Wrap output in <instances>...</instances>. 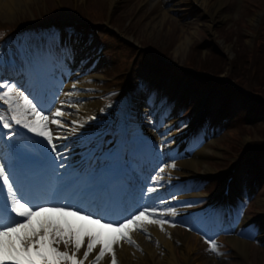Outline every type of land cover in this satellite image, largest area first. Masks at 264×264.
Wrapping results in <instances>:
<instances>
[{
	"label": "snow or ice",
	"instance_id": "1",
	"mask_svg": "<svg viewBox=\"0 0 264 264\" xmlns=\"http://www.w3.org/2000/svg\"><path fill=\"white\" fill-rule=\"evenodd\" d=\"M33 99L25 95L15 83L0 81V102L7 105L6 111L11 113L8 117L0 114V125L9 130L13 128L12 122L22 126L29 133L46 140L50 151L54 153L56 145L49 125L62 126L59 118L66 113L54 105L48 108L38 106V102L34 103ZM13 135L15 133L0 132V142L5 137L11 140ZM4 147L12 154L22 148L15 143H0V151ZM7 167L8 171L6 164L0 163V264H84L97 246L100 251L95 257V264H100L107 254H111V264H117L114 245L121 241L134 245L136 242L132 239V232L146 233L145 224H156L163 230L166 223L160 218L165 213L157 214L147 206L123 219L109 220L64 202L66 198L59 188H48L43 197L37 196L35 191L29 192L14 178L11 164ZM57 167L63 168L65 165L61 163ZM158 171L162 173L165 168L160 167ZM155 190L154 187H148L145 192ZM57 198H62V201L53 202ZM171 214L175 215V212ZM67 217H74L80 223L74 225ZM85 237L89 241L87 250L83 260H78L76 253L80 252ZM60 243L65 246L73 245L74 252L69 254L67 251H60L56 247ZM217 249L218 246L212 242L210 250L219 255Z\"/></svg>",
	"mask_w": 264,
	"mask_h": 264
},
{
	"label": "rangeland",
	"instance_id": "2",
	"mask_svg": "<svg viewBox=\"0 0 264 264\" xmlns=\"http://www.w3.org/2000/svg\"><path fill=\"white\" fill-rule=\"evenodd\" d=\"M140 0H122V3L120 5V7L117 10V14L115 15V17L112 20V24L118 29V26H123L124 24V28H126L127 24L130 25H135V21L141 20L142 16L145 14H147V12H150L152 9L154 11L155 14L157 15H161L162 10H166L168 11V16H167V23H166V29L168 30L167 36H166V40L163 41L160 46H164V45H169V41L171 40L173 42V47L172 49L176 46L177 42L180 41V36L181 37H186V36H190V32L196 33V38L195 40H207L210 43V39H211V34L207 31V29L205 28L206 25V21L201 17L200 14H198V17L200 18L198 25L195 27V29H191L190 27H192L194 25V23H197V12H192L193 15H191L190 9H191V5H190V0H176L175 2L178 3V6L176 7H172L171 5H174V1L171 2L172 0H166L164 1L165 4L162 3L161 0H157V1H153V5L156 4V6L153 8H151L150 11L148 10H144L142 11L141 6L140 5ZM148 0H141V3L147 2ZM49 5H53L54 3L57 2V0H50L48 1ZM84 2H86L88 5H90L93 13L94 11H96L91 5H97L99 3L105 4V5H109L110 0H84ZM215 2V1H214ZM64 4H67V2H63ZM167 4H169V6H167ZM32 4H29L28 6H31ZM139 6V7H138ZM167 6V7H165ZM27 6H18V8H21V11L19 12V15L16 13V15H13L12 18H9L8 20L12 21V22H16L15 26H19V25H23L25 22H28L30 19L36 18L38 19L40 17V14H34L31 13L27 8ZM55 7V6H53ZM138 7V8H137ZM137 8V9H136ZM150 8V6H149ZM18 9V10H19ZM169 9H172V11H169ZM181 10V11H180ZM152 11V12H153ZM180 11V12H178ZM224 11L228 14L227 15V19H229L228 22L224 21L220 24L217 25V32L221 37V30L223 27L226 28H230L234 29L238 27L235 24V21L241 17L240 19H243V21L245 22V26L242 25L243 21L240 20L241 22V27H238L240 30H242L243 34L246 36L248 35L249 37H245V42L249 45H252V41L250 38V33L248 30L250 27V24L248 22V19L253 17L254 15H257L256 18L258 20V18L262 15L263 11H264V0H229V2L225 5ZM51 12H52V7L51 10L47 11L46 15L50 18L51 17ZM238 16V17H237ZM19 17V18H18ZM40 19V18H39ZM52 19V18H50ZM195 19V21L188 27V28H184L183 30H179L180 29V24H182L181 26H184L185 23L189 22L190 20ZM98 21H106L103 19H97ZM108 21V20H107ZM226 22V23H225ZM143 25L145 24V22L142 23ZM222 26V27H221ZM1 28H4L3 26H1ZM123 28V29H124ZM238 29V30H239ZM199 30V31H197ZM219 30V31H218ZM238 32V31H237ZM222 38V37H221ZM223 39V38H222ZM149 45V44H147ZM151 45H157L156 43H151ZM162 49H164L163 47H161ZM184 49L180 48V52L182 53ZM175 51V49H174ZM211 49L209 48L207 50V52L205 54H202L201 56V60L205 59V56L210 54ZM234 56V53L232 52V57ZM123 57V56H122ZM131 57V56H130ZM153 60V57L149 56V55H145L140 63V67H143L144 65H149L150 62ZM120 61H117V63H115L113 66H117V64H119ZM208 61L206 60L204 63L206 64ZM109 67H113L108 65ZM119 67V65L117 66V68ZM127 65L124 66V69H126ZM106 70V68H105ZM108 74V72H107ZM108 76V75H107ZM115 83H119V82H115ZM112 84L110 85V89ZM257 97H261L262 98V102L260 104H262L264 106V97L263 96H257ZM196 100H198L196 98ZM253 101V100H252ZM254 102V101H253ZM238 107L243 108V110L239 111V112H235L234 115L239 116L240 113H242L246 107V104L244 102H242L241 100H238ZM252 103V102H251ZM196 106L193 105L189 107V109L187 110V112H190L192 110V108H194ZM264 113V112H263ZM197 114L194 113L193 116H195ZM212 117H210V121L208 126H211L210 128V132L212 134V130L214 129V127L212 126L215 119H217L218 116V111H214L211 112ZM196 117V116H195ZM193 117V118H195ZM225 118H227V122L224 124V129L221 132V134H213L212 135V139L210 142L211 146H213L212 148H217L219 150L222 151V153L224 152L227 156V154L230 153V150H234V148L239 147L240 144H242L243 140L245 139V137H249L250 139H257L258 136L253 133L254 131L257 130V128H252L249 129L247 128L246 130H242V128L239 126L240 123H237V117L233 118V121L229 122L230 120V115L226 117V115H224ZM261 121V126L264 128V119H262V115L256 116L254 114V116H252V118H250L249 120H247V127H249L252 123H255V121ZM250 124V125H249ZM249 129V130H248ZM181 130L182 128H180L178 130V132H176L177 135L180 136L181 134ZM247 131V132H244ZM211 136V135H209ZM214 141V142H213ZM210 158H213L214 162H219V157L217 156H210ZM211 164V168H216V167H221V164H216V163H210ZM248 177H251L250 173L248 174V176L246 177L245 181L251 184V181H248ZM260 182L263 183V186L260 190L255 192L254 187L252 186V184H249L250 189L252 190L251 193H254V198L249 202V209L248 212L246 214L247 220L251 221V225L248 227V231L250 233H258V236H260L263 239L264 236V173H261V177H260ZM243 191V190H242ZM259 222H262V225H259ZM193 239H195L196 237L191 236ZM197 239V238H196ZM226 243V241H224ZM225 246L230 249L231 247H229V245ZM258 248L261 250V255L260 258L264 259V239L262 240V242L260 244H258L257 246H251L252 248ZM218 251V250H217ZM224 251V250H223ZM219 252V251H218ZM192 253V252H191ZM220 253V252H219ZM204 255V247H198V251L194 253V256L197 255ZM228 254H222L220 253L219 255H217L215 252H210L207 259H203V261L201 262V264H241L237 258L235 257V254H232V257L228 258L227 257ZM255 258H258V255L255 256Z\"/></svg>",
	"mask_w": 264,
	"mask_h": 264
},
{
	"label": "bare ground",
	"instance_id": "3",
	"mask_svg": "<svg viewBox=\"0 0 264 264\" xmlns=\"http://www.w3.org/2000/svg\"><path fill=\"white\" fill-rule=\"evenodd\" d=\"M20 1V0H17ZM26 0H21V2L24 4ZM31 0H29L30 2ZM201 1L202 4L206 5L208 4V2L210 0H198ZM227 0H219L217 2L213 3L214 8H212V12L215 14V16L217 17V24L218 23H222L224 21L227 20V16L225 14L221 13V9H219L221 6H224V4L226 3ZM15 2V0H0V11H10L12 12L13 9H9L8 5L13 4ZM28 2V0H27ZM26 2V3H27ZM110 2H112V0H110ZM20 4V3H19ZM257 15H254L253 17L248 19V22L250 24L251 27H255L257 24ZM196 35V33L190 32V36H186V37H179L180 41L177 42L176 44V49H185V47L189 44L190 40ZM227 48V47H226ZM87 50L84 51V54L82 56L87 57ZM90 55V54H89ZM88 65L86 64L83 68L80 67V65H77L76 67H71L73 70H75V72L72 74V76L70 78H67L69 80V82H66V85H68V88L66 89V91L62 94V96L60 97L59 101L62 103H65V105H67L69 108L77 110L80 114H90L94 111L96 104L98 105L99 103L95 102L94 100V96L92 95L93 90L95 89V80L99 79V76H87L84 74L85 69H87ZM76 71L79 73H82V78H78ZM93 81V82H92ZM243 84L247 87L250 88L253 84L255 86V89L258 91H264V80L263 78H261L260 76H258L257 74L252 75V81L251 80H243ZM178 112V109H176V113ZM71 115V114H70ZM144 117L146 116V114L143 115ZM173 123V122H171ZM170 123V124H171ZM76 125V124H75ZM176 135L175 134H170L169 137L167 138L166 141L169 142V148L167 149V152L172 150L171 147L176 145ZM250 138L249 137H245V139L243 140L244 143H246L247 141H249ZM159 141H163L161 140V138H159L158 135H155L153 137L152 143H153V148L155 149V147L157 146V152L162 154L165 153L164 149L159 148L158 146V142ZM219 153V150H213V149H208L207 145L204 146L203 149L199 150L198 152H196L191 158H186L183 159L181 161H178L175 165V169L173 171H171V174L176 176V179L179 178L181 180H184L188 177H192V176H197L194 172H196L200 166H202V170L205 171L202 174H209L211 172H213V170L209 167V166H205L204 162H203V157H205L206 155H209V153ZM73 153L68 154V156L66 157V162L70 163L71 162V158L73 157ZM172 167V166H171ZM168 180V177L166 175V172H163V176L161 178H158V181H156V184H159L160 182L166 183ZM197 189L198 185L196 184H188L187 186L184 187V189L186 190H190V189ZM185 192V190H184ZM189 193V192H188ZM196 194H192L189 193V195H184L183 197H192L195 196ZM165 211V215L168 216L169 218L171 216H180L179 214H175L172 215L171 211L168 209H164ZM53 219H60L58 217H52ZM69 222H71L72 224L76 225L79 224L80 222L75 220H72L71 217H67L66 218ZM63 222V221H61ZM247 222V223H246ZM165 225V224H164ZM250 225L249 221H245L242 220L240 222V224L236 227V231H238L239 233L242 232V230L244 228H246L247 226ZM151 227L155 228V229H159L160 226L156 225V224H151ZM155 233L157 234V236L159 237L160 243L159 246L161 245H166L171 246L173 251H177V250H181L182 246L178 247L175 244L176 240H179L182 242V245L186 244L189 247H192L193 244L191 243V238L189 235L186 234H181V232L179 230H175L174 233L171 234L172 239L168 240V238H166L165 235L158 233L157 231H155ZM180 234L182 236H180ZM176 235V236H175ZM88 238L85 237L84 241H83V245L80 249V256L83 254V252L87 249V244H88ZM230 244H232V247H234L239 256H242L241 259L242 260H246L249 257V248H250V244L247 242H244L243 240H236L234 238L229 239ZM62 245H64L63 243H61ZM146 251V253L149 251V253L151 254V257L149 258L150 261H152L153 259V263H163V264H167L168 263V258L167 255L164 254L163 257L159 256L160 259H156V256L158 255V253H161L159 251H156V248L158 246H155L153 243H147L145 242L142 245ZM129 248L127 247H123L122 251H127ZM132 249H136L137 248H132ZM170 250L171 253H169L171 256L173 255V251L170 249V247L168 248ZM132 251L129 254V259L131 260V264H151L146 257L138 251ZM158 250V249H157ZM183 250V249H182ZM185 250V249H184ZM100 251L99 246H97L96 249H94V251L89 254L88 259L91 261L92 264H95V257L96 255H98ZM190 252V250L187 251V253ZM184 262L187 258V255H185L184 257ZM107 261V259H103V261H100V264H105ZM173 264H176V262L174 261ZM177 264H179L177 262Z\"/></svg>",
	"mask_w": 264,
	"mask_h": 264
}]
</instances>
